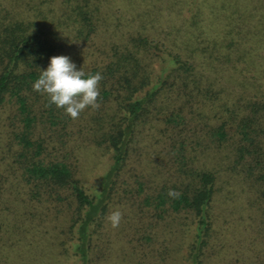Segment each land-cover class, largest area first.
<instances>
[{"label":"rangeland","instance_id":"374dc122","mask_svg":"<svg viewBox=\"0 0 264 264\" xmlns=\"http://www.w3.org/2000/svg\"><path fill=\"white\" fill-rule=\"evenodd\" d=\"M251 1L264 3V0ZM64 2L0 0V22L27 18L35 20L37 29L61 34L58 45L64 42L62 55L69 56L77 68L83 69L93 64L103 66L116 50L125 46L133 48L134 37H147L150 47L144 69L151 71L152 76L149 86L138 93L142 98L158 82L163 56L185 39L183 17H189L187 6L191 0H92L97 30L86 43L78 41L67 24L59 27L67 11L63 8ZM204 47H208L205 53ZM246 48L249 53L242 49L231 56L230 63H221L224 57L220 52L227 49L211 54L207 35L194 45L193 51L200 49L194 52V57L197 72L204 75L203 92L197 95L191 86L187 94L177 85L167 84L153 104L147 103L148 112L137 122L130 145L127 175H141L140 180L149 188L179 173L175 151L181 150L180 146L185 155L193 157L192 165L217 174L215 231L206 264H264V133L257 136V140L263 141L258 148L259 161L241 152L240 146L249 145L242 135H232L221 146L207 134L210 125L214 126L220 116L228 120L226 115L233 111L235 118L232 114L230 117L236 122L243 115L253 113L251 103L264 102V33L249 41ZM216 57L220 59L214 61ZM210 86L213 93L207 95ZM182 107L184 114L192 117L191 122L174 127L163 121L165 116L179 112ZM116 111L115 103L85 108L75 118L77 127L68 143L58 142L52 149L45 146L44 155L49 151V157L67 158L77 165L78 176L85 186L98 187L113 159L96 138L100 127ZM12 116L9 104L0 109V264H78L72 254L69 215L32 200L22 179L13 155L18 151L17 144L13 143V131L18 128L13 126ZM42 128L39 132H43ZM261 129L264 130V124L260 125ZM119 205H113L111 211L120 209V223L112 227L107 220L96 264H187L193 241L190 218L181 215L161 221L155 228L156 241L149 243L137 227L152 226L156 220L153 210L147 209L141 214L136 208Z\"/></svg>","mask_w":264,"mask_h":264},{"label":"trees","instance_id":"16d2710c","mask_svg":"<svg viewBox=\"0 0 264 264\" xmlns=\"http://www.w3.org/2000/svg\"><path fill=\"white\" fill-rule=\"evenodd\" d=\"M91 1L66 0L63 3L67 11L59 27L67 24L69 32H74L81 43L90 41L97 30V18ZM187 9L189 17H183L187 30L183 35L185 39L163 56L158 82L147 90L146 96L138 97V93L149 86L152 76L151 71L144 69L147 48L150 47L147 37H134L133 48L125 46L116 50L103 66L93 64L83 69L86 74L100 72L103 77L99 82L98 104L115 103L117 106V111L106 125L100 127L96 138L111 154L113 162L103 183L94 189L84 185L78 176L76 164L67 158L49 157V151L47 156L44 155L47 151L45 146L52 149L61 141L66 145L77 127L75 118L67 115L63 108L49 104L46 94L32 88L40 70L47 67L49 58L62 55L64 42L58 45L62 35L37 29L35 20L27 18L0 22V109L6 104L10 105L13 126L18 128L16 132L13 131V143L18 146V151L13 155L31 199L69 215L72 254L78 264H96V260H99L103 242L101 236L108 222L106 217L113 205L117 204L136 208L141 214L147 209L153 210L156 220H153L152 226L137 227L143 231L142 238L149 243L158 237L155 230L158 223L186 215L193 225V241L189 246L187 264L207 263L208 249L215 231L217 174L192 165L193 157L185 155L183 146H180L181 150L177 149L175 155L177 170L181 175L178 173L172 179L149 188L140 180L141 175H127L130 145L137 122L148 112L147 103L153 104L167 84L177 85L187 94L193 86L197 95L203 92L201 85L204 75L197 72L194 57V52L200 49L193 51L192 47L201 43L207 35L209 47H212L211 54L221 48L227 49L224 53L220 52L223 59L216 57L214 61L220 59L221 63H230L233 54L240 53L242 49L246 51L249 41L264 33V3L251 0H191ZM207 48L204 47L202 52L205 53ZM211 86L207 95L213 93ZM191 94L193 97L192 91ZM250 108L253 113L243 115L236 122L230 117L232 114L235 118L233 111L226 115L229 121L220 116L214 126L210 125L207 134L209 139L221 146L232 135H242L249 145L240 146L241 152L259 161L258 148L263 141L257 140V136L264 133L263 129L259 130L260 125L264 124V102L251 103ZM182 110L183 107L179 112L165 116L163 121L174 127L185 126L192 117ZM41 126L43 132L38 130ZM170 189L179 195L170 196ZM142 248L143 253L145 243Z\"/></svg>","mask_w":264,"mask_h":264},{"label":"clouds","instance_id":"9594fccd","mask_svg":"<svg viewBox=\"0 0 264 264\" xmlns=\"http://www.w3.org/2000/svg\"><path fill=\"white\" fill-rule=\"evenodd\" d=\"M100 72L85 73L67 55H56L49 58L47 67L40 70L38 78L33 82L34 91L47 95L49 104L63 108L71 118H76L87 107H97L100 96ZM170 196L179 195L169 190ZM122 212L119 208L107 215L112 227L119 225Z\"/></svg>","mask_w":264,"mask_h":264}]
</instances>
